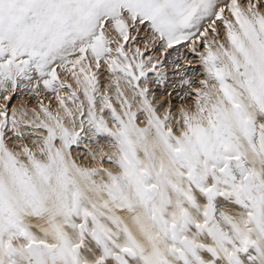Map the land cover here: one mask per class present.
Instances as JSON below:
<instances>
[{
	"label": "snow or ice",
	"instance_id": "snow-or-ice-1",
	"mask_svg": "<svg viewBox=\"0 0 264 264\" xmlns=\"http://www.w3.org/2000/svg\"><path fill=\"white\" fill-rule=\"evenodd\" d=\"M0 264H264V0H0Z\"/></svg>",
	"mask_w": 264,
	"mask_h": 264
},
{
	"label": "rangeland",
	"instance_id": "rangeland-1",
	"mask_svg": "<svg viewBox=\"0 0 264 264\" xmlns=\"http://www.w3.org/2000/svg\"><path fill=\"white\" fill-rule=\"evenodd\" d=\"M196 68V70L198 71V66H194Z\"/></svg>",
	"mask_w": 264,
	"mask_h": 264
}]
</instances>
